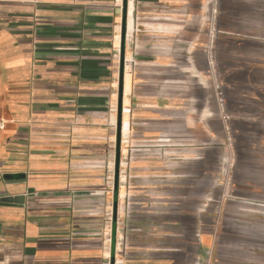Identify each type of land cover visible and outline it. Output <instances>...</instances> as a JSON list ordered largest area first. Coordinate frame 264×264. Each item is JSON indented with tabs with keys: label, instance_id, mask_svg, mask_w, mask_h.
<instances>
[{
	"label": "crops",
	"instance_id": "1",
	"mask_svg": "<svg viewBox=\"0 0 264 264\" xmlns=\"http://www.w3.org/2000/svg\"><path fill=\"white\" fill-rule=\"evenodd\" d=\"M122 1L0 0V264H110ZM221 4L127 0L114 264H239L264 0Z\"/></svg>",
	"mask_w": 264,
	"mask_h": 264
},
{
	"label": "rangeland",
	"instance_id": "2",
	"mask_svg": "<svg viewBox=\"0 0 264 264\" xmlns=\"http://www.w3.org/2000/svg\"><path fill=\"white\" fill-rule=\"evenodd\" d=\"M217 1L220 3L222 1V6L227 0ZM252 42L254 49L250 45L248 48L240 46L239 52L243 54L254 52V60L251 63L255 64L256 67H260L255 69L253 81L255 84L261 85V88L241 86V89L245 94L262 96L261 103L264 101V70L262 68V65H264V60L262 59L264 55V40L249 41V43ZM222 63L223 67L230 64L226 60H223ZM223 92L228 99L231 97L228 90L224 89ZM238 105L239 103L229 100L228 110L231 112L241 110ZM242 109L244 111L248 109L249 112H254L255 114L261 112L257 108H252V106L247 108L246 105ZM259 115L262 116V114ZM233 127L237 130L234 133V138H230V143L233 145L232 150H234V156L232 155L231 157L232 160H235L233 177L237 182H247L249 184V186L240 187L237 193L239 197H244L250 202L247 207L252 209L254 217L249 224L246 221H239L240 235L236 238L233 237L232 243L229 241L230 238L223 237L224 250H227V247L230 246L233 249H237L236 256L239 264H264V207L260 205L264 204V160L256 156L262 153L264 149L263 143L260 141L262 140L264 127L258 123L246 124L240 120L234 121ZM252 150L255 151L253 152ZM244 163L246 165H243ZM246 229H248L247 235L245 234ZM223 254L227 255L226 253Z\"/></svg>",
	"mask_w": 264,
	"mask_h": 264
},
{
	"label": "water",
	"instance_id": "3",
	"mask_svg": "<svg viewBox=\"0 0 264 264\" xmlns=\"http://www.w3.org/2000/svg\"><path fill=\"white\" fill-rule=\"evenodd\" d=\"M122 19H121V36H120V52H119V80H118V105H117V122H116V144H115V160H114V181H113V207H112V251L110 264H114V235L115 223L117 216V186H118V169H119V149H120V131H121V98L122 84L124 73V49H125V33H126V7L127 0L122 1ZM7 197L6 201L18 202L20 198Z\"/></svg>",
	"mask_w": 264,
	"mask_h": 264
},
{
	"label": "built area",
	"instance_id": "4",
	"mask_svg": "<svg viewBox=\"0 0 264 264\" xmlns=\"http://www.w3.org/2000/svg\"><path fill=\"white\" fill-rule=\"evenodd\" d=\"M212 13H213V14L216 13V9H215V8L212 9ZM0 199H1V198H0Z\"/></svg>",
	"mask_w": 264,
	"mask_h": 264
}]
</instances>
